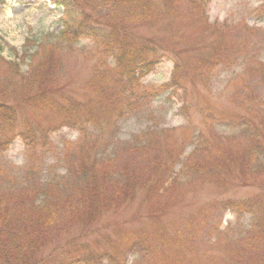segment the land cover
<instances>
[{"label":"rangeland","instance_id":"374dc122","mask_svg":"<svg viewBox=\"0 0 264 264\" xmlns=\"http://www.w3.org/2000/svg\"><path fill=\"white\" fill-rule=\"evenodd\" d=\"M198 2L194 9L182 0L170 14L162 0H153L152 25L134 32L141 44L163 42L164 57L137 86L127 87L115 83V71L105 72L96 43L81 37L47 44L63 28L61 7L48 0H0V102L15 117L12 126L0 128V139L13 137L0 151V212L11 211L1 219L3 259L32 245L30 255L19 252L20 264L32 255L52 264L55 256L91 244L96 261L114 249L123 250L117 264H153L150 254L129 250L130 232L156 237L161 229L158 237L165 238L157 250L162 246L176 257L174 264H264V226L258 228L264 211L248 210L250 201H264V0ZM40 62L42 75L28 74ZM96 71L102 81L94 79ZM53 92L64 107L82 105L80 112L90 113L89 120L82 116L85 129L60 125L30 142L36 122L47 126V114L33 101ZM82 153L88 163L95 156L110 159L115 177L123 166L148 168L138 169L133 182L159 180L158 192L176 180L164 196L153 191L142 199L138 187L126 200L114 179L109 191L92 189V198L103 193L101 199L110 200L106 211L88 199L81 209L70 169ZM109 169L99 164L97 172ZM45 196L61 202L39 212ZM88 211L104 228H84ZM54 213L57 219L48 221ZM9 220L14 225L7 228Z\"/></svg>","mask_w":264,"mask_h":264},{"label":"trees","instance_id":"16d2710c","mask_svg":"<svg viewBox=\"0 0 264 264\" xmlns=\"http://www.w3.org/2000/svg\"><path fill=\"white\" fill-rule=\"evenodd\" d=\"M162 1L164 3L165 10L167 11V13L170 14L175 13L179 7V4L182 2V0ZM188 1L194 9L199 8L200 3L198 2V0ZM48 2L62 8L61 20L63 28L57 34L52 35L51 41L49 40L47 44L58 46L64 45L65 43H75L79 42L78 40L81 37L96 43L95 45H97L99 48L98 52L102 54L104 60L103 63L105 65V72L115 71L117 74V82L115 83L119 85H126L127 87L137 86L139 80L144 75H147L154 71L155 67L160 63V61L164 57V54H162V50H164L165 48L163 42L159 40L158 43L150 42L147 44H141L140 42H138L139 39L136 37L138 35L134 32V30L141 27V25H152V22L149 20V10L153 0H48ZM138 22H141L140 26H131L132 24H136ZM53 37H56L57 42L53 40ZM40 42L38 44H40ZM104 56L111 57L114 62L112 64L109 63L107 60H105ZM40 64L42 63L40 62L36 64L33 68L32 65L30 67V69H32L29 70L28 74H31L34 77V73L36 71H39L42 75V71L40 70ZM179 72L180 67L176 65L175 70L173 72L174 82ZM100 73L102 72L96 71L94 79L101 80ZM60 88L58 89L60 90ZM106 91L107 90H105V93ZM53 93L54 94L47 95L45 97L36 96V101H33V106L34 103H36V108L42 111L43 114H47L43 115L47 126L41 125L40 123L36 122L35 130L37 131V135L34 134L30 142L37 140L38 137H44L50 131L57 129L60 125H69L73 127L78 126L80 130L85 129V124L82 119V116L83 118H85V120H89L87 119V116H89L90 113L86 112V110L81 113L80 111L82 105H72V107L69 108L64 107L61 98L54 96L57 92ZM43 99H45L44 103ZM76 112L77 116L75 114ZM49 114L54 118H60V122L55 123L54 120L51 121L50 119H48L47 117ZM14 122V114L10 110L6 109L3 102H0V128L4 125L10 127L13 125ZM12 140L13 137L8 136L0 139V151L8 149ZM85 151L88 150H84L83 153H85ZM77 152H82V150L80 149ZM83 153L79 156V159H76L74 163L75 166L70 169L71 180L72 182H74L75 185V192H77L80 196V201L78 202V204L81 205V209L85 208L89 204L87 203V201L89 200L88 202H90L91 205L95 206L97 210L98 208H100V212L106 211L108 209V203L110 200L108 198L101 199L103 193L100 195L99 198L96 197L97 199L92 198V189L93 187H101L102 190L109 191V183L115 182L114 179L118 180V182H116L115 184H118L121 187V190L123 191L126 200H130L133 197V194L136 192V189L138 187L142 189V199L144 198L147 200V197L150 195L149 193L153 191H157V193L155 194H162L164 196L163 193L168 194L176 180V178H174L171 182H169V184L162 188V192H158L157 184L159 180L148 179L146 177H139L141 181L133 182L135 181V178L140 175L138 169L144 170L148 168L123 166L121 169H119V167H116V169H119L120 172L118 176L115 177L114 174L116 172H111L109 169L110 164L113 166L112 163L108 162L110 161V159L95 156L93 158V161H89L88 163V160ZM105 163H107L109 172H97L99 170V164L103 165ZM206 165L205 168L207 167ZM149 170L153 172V169ZM76 173L80 176V179L76 180ZM108 178H112L111 181H109ZM76 181L77 184L81 182V185L76 186ZM64 185L66 188L69 186V183ZM114 190L115 189H112V191ZM145 192L147 194H145ZM94 194L95 193L93 192V196ZM66 200L68 201V199ZM101 200H104L105 202L101 203ZM58 202H61L59 198L54 199L51 196H45L43 199V205L38 206L42 207V209L38 207L36 209H39V212L47 211L45 210L47 207L51 206L54 203L57 204ZM78 204L76 206H78ZM248 204L249 211H264L263 200H256L254 202L250 201ZM228 205H230V203H228ZM227 206H225V208H227ZM231 208L235 210L232 206L230 207V209ZM10 213V210H2L0 212V244L6 238L3 234V229L5 228V226H3L1 219L9 215ZM87 214L88 221L86 222H89V224H87V226L84 225L85 229H93L98 231L104 228L101 226L97 227V224H94L95 219L97 218L96 215L92 214L90 211H88ZM54 218L57 219L55 217V213L52 217L51 215L48 216V221L53 220ZM34 224L38 225L40 223L34 222ZM13 225L14 224L11 220L6 222L7 228ZM81 225L83 224L81 223ZM263 226L264 224L259 225L258 228ZM258 228L256 232L257 234L259 231ZM160 231L161 229H158L156 231V237L159 236L157 232L160 233ZM9 232L12 231L10 230ZM130 233L131 237H129V250L132 249L134 250V252L145 253L148 256L150 254V256L154 259L153 264H156L157 261L163 263L167 261V259H169L170 264H174L173 259H175L176 257L170 256L165 249L160 251V249H162V246L159 247V249L157 250L158 244H163V238H165V236H161L155 239V236L147 233ZM153 239H155L156 241H153ZM150 241H153V244H150ZM77 244L78 243L76 242V245ZM95 244L98 245V243L96 242ZM78 246L79 245H77V249H70L68 253H64L63 256L60 258L55 256L52 260L54 263L52 261L51 263L102 264V259L107 257L110 261V264H117V261L120 259L123 251L122 250L118 252L113 249L112 253L107 252L100 261H96L94 253L89 250L91 244L80 245L79 247ZM32 248V245L31 247H29V245H21L16 248L15 252L18 253L16 254V257H14V259L12 256H15V254L12 255V253H9L7 258L8 260L3 259V257L0 256V264H20L21 260L18 257L19 252H24V256H28L30 255ZM155 251L158 252V254H155ZM41 262L42 259L40 257H34L32 255L30 261L24 264H40Z\"/></svg>","mask_w":264,"mask_h":264}]
</instances>
